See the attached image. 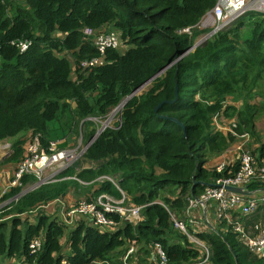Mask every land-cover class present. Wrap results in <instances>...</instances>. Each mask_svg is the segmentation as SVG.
I'll return each mask as SVG.
<instances>
[{"label":"trees","instance_id":"obj_1","mask_svg":"<svg viewBox=\"0 0 264 264\" xmlns=\"http://www.w3.org/2000/svg\"><path fill=\"white\" fill-rule=\"evenodd\" d=\"M215 1H0V141H10L12 149L1 163L16 165L24 158L26 134L46 152L51 142L62 141L57 147H66L78 128L85 141L92 139L97 124L91 118L105 117L161 71L126 101L119 121L104 128L73 164L25 192L38 178L24 172L19 184L0 194V202H6L0 208L1 262L119 264L131 243L138 245L144 261L154 242L165 250L166 264H193L200 257L173 226L169 212L182 217L193 181L211 183L218 176L206 163L235 138L216 128L215 115L235 119L234 130L250 136L255 135L256 119L264 115V14H243L192 48L206 32L197 25ZM85 27L104 28L121 38L120 48L107 49L105 62L93 68L79 65L98 55L83 33ZM243 29L251 33L245 39ZM23 42L27 45L21 49ZM176 87L177 97L170 102ZM228 98L240 106L228 104ZM253 153L264 166V142ZM104 176L117 186L97 182ZM204 187L197 183L193 194L198 196ZM258 188L264 189L258 180L247 185L249 192ZM91 189L94 198H120L123 193L144 205L142 220L132 224L108 213L118 223L115 229L95 226L85 217L68 228L42 210L34 223L21 217L71 190ZM165 189L168 195L161 194ZM229 213L245 230L260 217L243 215L248 217L245 223L234 211ZM231 225L219 220L215 228L195 233L209 247V264H264V257L254 255ZM35 238L42 244L34 253L29 243Z\"/></svg>","mask_w":264,"mask_h":264},{"label":"built area","instance_id":"obj_2","mask_svg":"<svg viewBox=\"0 0 264 264\" xmlns=\"http://www.w3.org/2000/svg\"><path fill=\"white\" fill-rule=\"evenodd\" d=\"M248 12L264 14V0H216L214 6L204 13L197 25L198 28L208 31L199 40L207 39ZM83 33L91 38L98 55L80 60L79 65L81 68H93L103 64L105 62V51L109 48L118 49L121 46L119 34L113 31H107L104 28L96 31L85 27ZM26 45V42L21 43V49H24ZM219 115H222V113L215 115L214 123ZM234 127L235 125L232 131L229 132L234 138H243V141L236 146L237 155L228 161L224 159L214 166V171L218 176L211 182L213 185L204 187L203 191L196 196L197 199L189 198L187 207L182 211V217L168 211L173 226L186 235L193 248L201 252L200 257L193 264H209V247L195 234L197 232L195 228L207 225V219L202 216L194 217L193 210L202 209L203 211L210 202H215V213L218 221L232 224V230L243 240L249 250L258 257H264V222H256L253 225V233L249 234L229 213V210H232L239 212L241 215H249L256 212L259 206L264 204V190L257 195H252L251 191H248V194H241L227 189L228 186H233L248 190L247 185L253 180H258L264 184V166L258 165L253 150L243 147L244 142L250 138V134L248 132L238 133L234 130ZM32 144L34 145L30 147L29 156L24 157L17 163L15 172L12 174L13 177H10L0 194L10 186L19 184V179L24 172L34 173L38 181L44 183L46 181L41 180L40 176L46 167L74 157V154H69L64 150L55 151L54 148L57 147L58 142H51L48 152L38 148L36 139ZM237 162L238 165L235 168ZM97 180H109L117 186L116 181L111 177L104 176ZM143 206L132 203L123 193L120 198H115L109 194H100L93 200L81 201L75 204L67 214L72 217H85L95 226L101 228L115 229L118 223L108 213L117 214L122 220L135 224L143 218L141 216ZM165 207L167 208V206ZM41 244L40 239H32L29 243L31 252H39ZM137 248L138 245L134 243L126 247V251L119 256V264H138ZM150 257L155 259L156 264H166L167 262L165 250L159 242H154L151 245ZM60 264H66L65 259H62Z\"/></svg>","mask_w":264,"mask_h":264},{"label":"rangeland","instance_id":"obj_3","mask_svg":"<svg viewBox=\"0 0 264 264\" xmlns=\"http://www.w3.org/2000/svg\"><path fill=\"white\" fill-rule=\"evenodd\" d=\"M250 35H251V33H250L249 29H243L241 31V38L242 39H245V38L249 37ZM201 37H199V39H201ZM72 77H74V74H72ZM144 86H142L136 92V94L139 93ZM258 100H259V97H257L255 99V101H258ZM226 102L228 104L232 103V101L229 98L227 99ZM232 104H234V103H232ZM120 109H121V107L116 106L105 117H103L101 119L92 118V120L95 122V124H97L96 129L98 130L104 124H106L105 126H107V127H112L116 121H119ZM255 123H257V126L260 128L259 130H262L261 132L263 133V131H264V115H261L259 118H257ZM214 124H215L216 128L221 130L222 132H229V131H232L233 126L235 125V119L227 118L224 115H219L216 118V121ZM263 136H264V133H263ZM23 139L25 140L24 146H23L24 147L23 157H26V156H29V154H30V147H32L34 145V144H32L34 139H33L31 134H26L25 136H23ZM242 141H243V138L235 137V140L232 143H230V145L227 148V151L225 152L226 153L225 159L227 161L230 158H233L235 155H237L236 146L239 143H241ZM58 142L60 143L62 141H58ZM89 142H90V140L85 141L82 138L81 131L79 130V128L76 130V133L70 134V136H68V138H67L66 147L61 148V149H59L58 147H55L54 150L55 151L64 150L66 152H69V154H74V157H72L69 160L67 159L66 161H63V162L60 161V162H57V163L50 165L49 167H46L43 170V172L40 176V179L44 180V181H48V180L52 179L56 175V173L60 172L64 168H66V166L68 167L69 165L73 164L82 155V153L85 151L86 146ZM255 143H256L255 140L252 139V136H250V138L244 142L243 147L248 148L252 151L255 148L254 147ZM10 144H11L10 141H0V175L2 174L1 171L4 168H7L8 167L7 165H10V162H2L1 163V161L3 160V158L5 156L12 153V149H11ZM220 156H218V157H220ZM218 157L209 159V161L206 163V166L209 169L214 170V166L217 164V160L219 159ZM208 163H211V164L208 165ZM97 182H99V180ZM2 189H4V187L0 186V192ZM167 192H168V190L165 189L163 192H161V194L168 195ZM93 199H94V197L92 195V189L91 190H85L84 192H81V193H79L78 191L75 192L74 190H71L68 195H65L61 199H58V200L52 202L51 203L52 206L49 209L53 211L52 214H58V218L61 220L71 219L72 217L70 215H68L67 213L69 212V210L71 209L72 206H74L75 204H77L81 201H90ZM5 204H6V202H0V208L3 207ZM38 210H41V208L35 209L26 215H22L21 217L23 219L26 217V218H28V220H32L33 222H36V217L34 216V213L35 212L37 213ZM44 210H47V209L44 208ZM44 213H46V212H44ZM174 215H176V214H174ZM77 220H79V218L72 220L73 223H70V226H73L74 222ZM64 223H65V221H64ZM66 224L68 225V223H66ZM63 243L65 245V243H66L65 239L63 240ZM117 261L119 262V258L117 259ZM11 262H12V260H6L5 259L2 262L0 260V263H2V264H15L14 262H12V263ZM111 262L97 261L93 264H112ZM115 264H117V263H115ZM138 264H140V263H138ZM141 264H144V262H141Z\"/></svg>","mask_w":264,"mask_h":264},{"label":"crops","instance_id":"obj_4","mask_svg":"<svg viewBox=\"0 0 264 264\" xmlns=\"http://www.w3.org/2000/svg\"><path fill=\"white\" fill-rule=\"evenodd\" d=\"M232 104V103H230ZM235 106H239L240 105V102L239 103H234ZM256 122V121H255ZM260 128L257 126V123H255V126H254V130L255 131V135L252 136V139L255 140V144H254V147H256L258 144H259V141H262L264 142V136H263V133L261 132L262 130H259ZM260 135V136H259ZM254 150V149H253ZM227 149L224 151V153L218 157L217 159V163H219L220 161L224 160L225 157H226V152ZM212 162V161H211ZM211 163H208V165H210ZM12 163H10V165H7L8 167L7 168H4L1 172L2 174L0 175V186L2 187H5L8 183V180L10 179V177L12 176L13 174V170L15 169L16 165H14ZM12 169V170H11ZM264 190V189H263ZM262 189L258 188V189H255V190H252V195H257L259 193H261L263 191ZM69 194V193H68ZM67 194V195H68ZM56 201V200H54ZM54 201H51V202H48L47 204L45 205H42L40 208L41 210H43L44 212L46 213H49V214H52V210H50L49 208L52 206L51 203L54 202ZM47 209V210H44ZM206 210V215H204V210L202 211V209H194L193 210V216L194 217H199V216H202V217H206L207 219V225L205 224V226H201L200 228H195L196 231H208L209 228L212 229V228H215L216 226H218V219L216 217V213H215V202H210L208 205H207V208L205 209ZM36 212L34 213V216L36 217ZM235 214V217L238 218L240 217L242 219V221H244L245 223H247V218L248 217H245L241 214H238L236 212H234ZM259 215V221L258 222H264V204L260 205L258 210L254 213H252V216L254 215ZM56 216H58V214H55ZM250 215V214H249ZM71 216V215H70ZM242 216V217H241ZM72 217V216H71ZM82 216H74L72 217L71 219H65V220H61L63 223L65 221V225H67L66 223H68L67 227L70 228V223H73L72 220L74 219H80ZM204 219V218H203ZM31 223H34L32 220H29ZM257 222V221H255ZM254 222V223H255ZM209 225V226H208ZM247 228L246 230L252 234L253 233V223H252V228L249 224H246ZM65 238H62L61 239V242L63 243V240ZM63 253L67 252V246H65L63 248ZM138 253V256H139V263L141 264V262H144V264H156L155 263V259H152L151 257H148L146 256L145 260L142 261V258H143V254L142 252H137ZM121 255V254H120Z\"/></svg>","mask_w":264,"mask_h":264},{"label":"water","instance_id":"obj_5","mask_svg":"<svg viewBox=\"0 0 264 264\" xmlns=\"http://www.w3.org/2000/svg\"><path fill=\"white\" fill-rule=\"evenodd\" d=\"M204 40H205V39H204ZM202 41H203V39L197 41V42L192 46V48L196 47V46H197L198 44H200ZM160 73H161V71L158 72L157 74H155L154 76H152L149 80H147L145 83H143L139 88H137L136 90H134L131 94H129L128 96H126V97H125V98H124V99H123V100L117 105V107H122V106L126 103V101H127L130 97H132L133 95H135L136 92H137L142 86L146 85V84H147L148 82H150L154 77L158 76ZM176 97H177V87L175 88V97H174L173 100H171L170 102H173V101L176 99ZM162 103H163V102H160L159 104H157V106H156L154 109H157ZM162 117H164V118H169V117H167L166 115H163ZM170 119H172L173 121H176V119H174V118H170ZM176 122H177V121H176ZM106 127H107V126L104 125V126L100 127V128L95 132L94 136L92 137V139H90V142L87 144L86 148L90 145V143L93 141V139H95V138L98 136V134H99L104 128H106ZM42 183H43L42 181H37V182L35 183L34 186L28 188L27 190H24V192H25V191H28V190L31 189V188H35V187H37L38 185H40V184H42ZM197 183H201V184L204 185L205 187H206V186H209V185H213L212 183L193 181V183L191 184V188H190V189H191V195H192V197H193L194 199H197V197H196V195L193 194L192 190H193V187H194ZM227 189L230 190V191H233V192L241 193V194H248V190H245V189L242 188V187L228 186ZM203 210H204V215H206V210H205V208H204ZM208 226H209V225H208Z\"/></svg>","mask_w":264,"mask_h":264}]
</instances>
